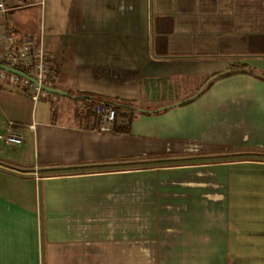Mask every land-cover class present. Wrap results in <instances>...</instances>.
Returning a JSON list of instances; mask_svg holds the SVG:
<instances>
[{"label": "crops", "instance_id": "0c3cea01", "mask_svg": "<svg viewBox=\"0 0 264 264\" xmlns=\"http://www.w3.org/2000/svg\"><path fill=\"white\" fill-rule=\"evenodd\" d=\"M7 4L58 78L31 117L0 87V264H264V79L204 89L264 73V0ZM79 94L134 103L131 134L77 125Z\"/></svg>", "mask_w": 264, "mask_h": 264}, {"label": "built area", "instance_id": "2783aa9c", "mask_svg": "<svg viewBox=\"0 0 264 264\" xmlns=\"http://www.w3.org/2000/svg\"><path fill=\"white\" fill-rule=\"evenodd\" d=\"M10 9L7 0H0V19ZM0 64L21 71L22 74H16L0 69V79L8 76L10 83L24 87L34 102L57 95L55 82L58 74L54 70L52 55L33 36H19L13 26L4 23H0ZM75 106L82 112L85 103L76 97ZM93 111L101 122L99 129L110 131V125L116 120L115 109L99 101ZM7 127L4 141L9 145H21L23 136L15 131L14 123L10 121Z\"/></svg>", "mask_w": 264, "mask_h": 264}, {"label": "trees", "instance_id": "16d2710c", "mask_svg": "<svg viewBox=\"0 0 264 264\" xmlns=\"http://www.w3.org/2000/svg\"><path fill=\"white\" fill-rule=\"evenodd\" d=\"M238 68L240 69V71L241 70L246 71L248 73H251V74L258 76L261 79H264V73H258L255 70L248 67L247 65H241L237 68L234 67V68H231L227 71L215 73L205 83L206 86L204 89H206L208 86H210L215 80L222 78L224 76L230 75V74H234L236 72V70H238ZM76 97L81 99L85 103V107L82 111V116H80V117L76 116L77 117V125L80 126V125H82V123H84L86 129L98 130L100 125H101V122H100L99 118L96 116V114L94 113L93 108L99 101H102L105 104L111 105L115 109L116 118L119 115H124L125 119L127 120L126 124H119L117 122V120H115L113 122V125H112L110 132L114 133V134H121V135L131 134V124L135 118L134 110H136V106L134 105V103L129 102V101H124V100H119V99L110 100V99L100 98V97H96V96L89 95V94H79V95H76ZM124 109H126L127 112L122 113V111ZM140 111L146 112V113H154V112H160L161 110L149 111V110L140 109ZM91 123H93V125H90Z\"/></svg>", "mask_w": 264, "mask_h": 264}, {"label": "rangeland", "instance_id": "374dc122", "mask_svg": "<svg viewBox=\"0 0 264 264\" xmlns=\"http://www.w3.org/2000/svg\"><path fill=\"white\" fill-rule=\"evenodd\" d=\"M34 1L39 3L41 2V0ZM44 15V7L42 4H39L36 8H34L31 22L32 24L35 23L37 25V29H40V31L44 30ZM0 87L3 91H7V93H15V91H18L20 99L25 104V109L27 110L29 117L32 115H38L40 112L50 114L51 109L48 101H44L42 99L37 103L33 102L29 97L27 90L24 87H18L10 83L8 76L0 79ZM46 99L49 100L50 98Z\"/></svg>", "mask_w": 264, "mask_h": 264}, {"label": "water", "instance_id": "95a60500", "mask_svg": "<svg viewBox=\"0 0 264 264\" xmlns=\"http://www.w3.org/2000/svg\"><path fill=\"white\" fill-rule=\"evenodd\" d=\"M0 69H3V70H6V71H9V72H12V73H16V74H22L21 71L19 70H16V69H12L6 65H3V64H0Z\"/></svg>", "mask_w": 264, "mask_h": 264}]
</instances>
